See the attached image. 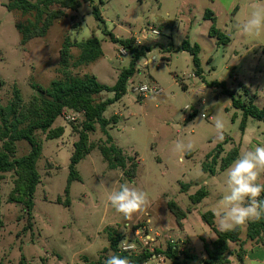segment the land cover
<instances>
[{
  "label": "rangeland",
  "instance_id": "374dc122",
  "mask_svg": "<svg viewBox=\"0 0 264 264\" xmlns=\"http://www.w3.org/2000/svg\"><path fill=\"white\" fill-rule=\"evenodd\" d=\"M6 2L0 0L1 106L9 104L14 89L23 105H28L36 96L32 83L47 89L54 80L94 77L99 84L111 87L131 61L128 51L126 56L120 54L122 46L114 39H133L136 49L152 48L136 62L129 82L145 84L155 92L140 96L128 90L132 87L127 89L128 82L126 94L103 113L109 120L108 134L127 159L125 169L131 160L136 164L135 177L124 176L120 168H108L98 151L107 143L106 136L96 126L94 132L88 133L93 148L76 165L81 181L70 184L68 205L64 189L73 143L78 139L83 118L69 120L63 109L51 127H62L59 138L47 139L46 133L35 131L42 152L36 164L40 182L34 192L30 219L20 204L7 201L13 188V173H4L1 181L0 264L97 262L112 254L107 239L111 232L119 234V244L125 239L134 244L130 253H151L145 264H204L203 244L216 236L201 215L211 211L219 229L214 213L223 210V180L229 167L221 170V160L233 149L239 154L250 144L264 142V120L247 119L243 133L239 128L241 111L231 106L229 96L208 85L224 82L236 97L242 101L253 98L254 105L264 109V30L258 35H245L238 30L257 0H101L102 5L99 0H80L77 11L66 10V17L55 22L44 38H33L25 45L20 44L15 29L25 17L8 13ZM258 2L264 5V0ZM92 5L99 7L103 25L95 20ZM206 10L213 12L216 27L229 38L228 44H219L208 36L211 22L203 19ZM149 28L160 32L159 39L136 43L142 31ZM91 36L100 41L102 56L93 63L75 66L79 49L72 46L70 59L62 69L59 52L64 40L76 44ZM186 36L191 45L200 46V77L194 74L189 53L167 51L170 44L180 46ZM152 56L157 59L153 57L149 63L142 60ZM111 97L112 93L106 91L97 96L98 100ZM188 104L191 108L184 109ZM206 105L208 119L198 120ZM217 115L226 121L222 142L216 140L213 124ZM178 140H191L195 147L180 153L175 147ZM216 145L221 146V153L212 166ZM28 151L25 141L15 142V158ZM205 164L214 167V175L203 170ZM125 182L149 197V205L131 219L117 213L107 200V194ZM199 189L206 190L208 196L193 204L190 197ZM169 202L185 213L181 227L168 210ZM168 243L179 247L176 263L155 253L164 250ZM236 251L237 246L231 244L230 253ZM227 257L229 264L264 262V247L248 244L241 263L235 254Z\"/></svg>",
  "mask_w": 264,
  "mask_h": 264
},
{
  "label": "trees",
  "instance_id": "16d2710c",
  "mask_svg": "<svg viewBox=\"0 0 264 264\" xmlns=\"http://www.w3.org/2000/svg\"><path fill=\"white\" fill-rule=\"evenodd\" d=\"M80 0H36L34 2L28 0H7L5 9L8 13L19 14L25 17L24 23H17L15 29L19 34L21 45H25L33 38H44L50 27L57 21H61L66 17V10L77 11L80 7ZM99 5H102L99 0ZM92 14L95 20L104 24V20L100 15L99 7L92 5ZM204 20H209L210 27L208 36L215 38L219 44H228L229 38L216 27V18L210 10H206L203 15ZM111 37V34H108ZM112 38V37H111ZM131 54V61L128 67L122 70L114 85L107 87L99 84L94 77L80 79L77 77H67L64 80H54L47 89H43L37 84H31L36 96L32 98L28 105H23L19 92L14 89L12 100L7 106L0 105V191L1 181L4 173H13V188L7 196V201L20 204L28 219L31 218V212L34 207V192L40 182V177L36 169L37 161L41 157L42 145L37 140L35 131L46 133L47 139H56L63 134L62 127L51 128L55 120L61 115L63 109H70L75 112L83 113V120L80 129L77 131L78 139L73 143V152L70 156L68 166L67 183L64 189L66 197V205H68L70 184L73 181L80 182L81 178L76 170L77 163L85 157L93 145L88 142V133L94 132L96 126L106 136L107 143L98 147L103 160L107 163L109 169L120 168L124 176L129 178L135 177L136 164L129 162L126 168L127 159L123 155L121 149L117 147L107 132L109 120L103 116L107 106L113 102L120 100L126 94V86L131 77L135 73L136 62L150 52L152 48L133 47V39L117 41ZM75 46L79 49V55L74 65H87L95 62L102 56L101 44L98 38L91 36L90 38L74 44L65 39L59 52L60 65L66 67L70 59V48ZM168 52L185 51L191 55L192 65L195 76H202L199 52L200 46L197 43L190 44L188 37L182 41L180 46H168ZM210 87L220 89L222 95L230 97L231 106L241 111V121L239 128L244 132L246 128V120H264V109H259L254 105L253 98L242 101L239 96H235L234 90H228L224 82H211ZM112 93V97L106 100H98L102 92ZM245 94H248L245 90ZM25 141L29 145L27 154L15 158V142ZM221 153V146L216 145L215 153L212 155L211 164L215 165ZM238 156L236 149L230 151L225 158L221 160L220 169H226L232 161ZM210 165H203V170L208 171L210 175H214L215 169ZM186 187V185H184ZM207 196V191L203 189L197 190L191 197L193 204L199 203ZM264 198V194L262 197ZM1 205V198H0ZM168 210L174 216L175 223L181 227V221L185 218V213L174 203L169 202ZM213 214L207 211L201 215L202 221L215 234V239L210 244H203V250L206 255L204 264H229L227 256L235 254L237 261L242 262L246 253V244L251 246L259 245L264 247V219L259 222H250L244 226L237 227L232 231H220L214 225ZM244 233V235H242ZM244 236V239H242ZM109 249L112 253L121 256H129L133 264H144L152 256L151 253L143 252L135 255L130 252H124L119 249L120 236L118 233L111 232L107 236ZM237 246L234 254L230 253V245ZM175 244L168 243L164 250H156V254H162L165 259H169L176 263L180 251ZM107 257L97 262L87 264H104Z\"/></svg>",
  "mask_w": 264,
  "mask_h": 264
},
{
  "label": "clouds",
  "instance_id": "9594fccd",
  "mask_svg": "<svg viewBox=\"0 0 264 264\" xmlns=\"http://www.w3.org/2000/svg\"><path fill=\"white\" fill-rule=\"evenodd\" d=\"M238 30L245 35L260 34L264 30V5L259 4L257 0ZM73 33L75 34V31ZM156 39H159L158 31L146 29L137 43L143 44ZM153 57L157 59L156 56H152L150 59L144 57L142 60L149 63ZM191 104L186 105L184 109H190ZM206 119H208L207 105L198 120ZM213 124L216 140L222 142L225 139L226 121L217 115ZM175 147L180 153H186L192 151L195 144L191 140L187 142L178 140ZM180 159L182 162L183 155ZM262 177H264V142H257L250 144L246 150L239 153L225 170L224 194L221 199L223 210H217L214 213L218 218L220 231H232L250 222H259L264 219V198H261L264 194ZM107 200L117 213L127 219H131L135 213L142 212L149 205L148 194L142 189L130 186L127 182L120 184L118 189L111 190L107 194ZM119 247L122 251L129 252L133 251L135 246L125 239ZM104 264H133V261L129 256L112 253ZM251 264H264V262L253 260Z\"/></svg>",
  "mask_w": 264,
  "mask_h": 264
},
{
  "label": "built area",
  "instance_id": "2783aa9c",
  "mask_svg": "<svg viewBox=\"0 0 264 264\" xmlns=\"http://www.w3.org/2000/svg\"><path fill=\"white\" fill-rule=\"evenodd\" d=\"M151 29H154V30L158 31L155 28H149L148 30H151ZM144 33H145V30L142 31V36L144 35ZM158 33H160V32L158 31ZM155 41L156 40H152L153 43ZM120 54L123 55V56H126V55H128V52H127V50L124 47H121L120 48ZM131 84L132 83L129 82V84L127 86V89L129 87H132V88H130L128 90H130V91H132L134 93H137L140 96L146 97L148 94H152L153 92H155L154 88H151V87H149V86H147L145 84H138V85H131ZM65 110H67V112H68L67 113L68 116L66 118L69 119V120L74 121L77 118H81V119L83 118V113H81V112H75V111L70 110V109H65Z\"/></svg>",
  "mask_w": 264,
  "mask_h": 264
},
{
  "label": "crops",
  "instance_id": "0c3cea01",
  "mask_svg": "<svg viewBox=\"0 0 264 264\" xmlns=\"http://www.w3.org/2000/svg\"><path fill=\"white\" fill-rule=\"evenodd\" d=\"M243 133H244V132H243ZM207 196H208V192H207ZM207 196H206V197H207ZM206 197H205V198H206ZM203 199H204V198H203ZM203 199H202V200H203ZM202 200H201V201H202ZM201 201H200V202H201ZM200 202H199V203H200ZM197 204H198V203H197ZM210 212H211V211H210ZM211 213H212V212H211ZM212 214H213V213H212ZM213 216H214V215H213ZM213 221H214V218H213ZM211 242H212V241H211ZM211 242H210V243H211ZM210 243H206V244H210ZM248 244L250 245V243H248ZM248 244H246V247H247ZM254 246H259V245H254ZM252 247H253V246H252ZM260 247H261V246H260ZM229 261H230V260H229ZM144 264H145V263H144Z\"/></svg>",
  "mask_w": 264,
  "mask_h": 264
}]
</instances>
